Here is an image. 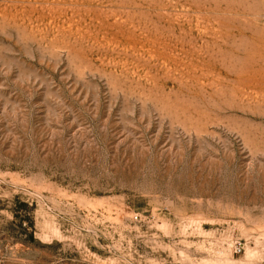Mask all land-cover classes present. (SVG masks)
<instances>
[{
	"label": "rangeland",
	"instance_id": "1",
	"mask_svg": "<svg viewBox=\"0 0 264 264\" xmlns=\"http://www.w3.org/2000/svg\"><path fill=\"white\" fill-rule=\"evenodd\" d=\"M0 264H264V0H0Z\"/></svg>",
	"mask_w": 264,
	"mask_h": 264
}]
</instances>
